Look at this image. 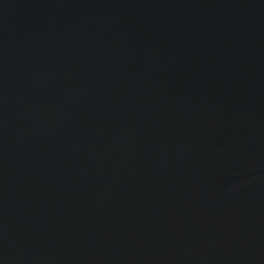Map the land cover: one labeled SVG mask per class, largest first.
Returning a JSON list of instances; mask_svg holds the SVG:
<instances>
[{
  "label": "water",
  "instance_id": "95a60500",
  "mask_svg": "<svg viewBox=\"0 0 264 264\" xmlns=\"http://www.w3.org/2000/svg\"><path fill=\"white\" fill-rule=\"evenodd\" d=\"M0 264H264V0H0Z\"/></svg>",
  "mask_w": 264,
  "mask_h": 264
}]
</instances>
